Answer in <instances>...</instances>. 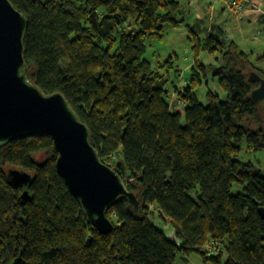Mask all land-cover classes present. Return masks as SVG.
I'll return each instance as SVG.
<instances>
[{"label": "trees", "instance_id": "16d2710c", "mask_svg": "<svg viewBox=\"0 0 264 264\" xmlns=\"http://www.w3.org/2000/svg\"><path fill=\"white\" fill-rule=\"evenodd\" d=\"M10 1L28 20L32 81L63 94L103 163L124 162L122 179L140 208L122 198L106 212L113 229L100 233L58 174L51 137L11 141L0 147V264H177L193 252L212 264H264V168L239 158L243 146L264 149V114L247 74L264 68L209 17L189 23L191 0ZM181 24L194 63L178 86L168 77L173 60L164 73L145 54L167 26ZM202 51L215 62L202 63ZM208 71L226 97L208 89L203 104L196 91ZM9 168L32 175L26 198Z\"/></svg>", "mask_w": 264, "mask_h": 264}, {"label": "water", "instance_id": "95a60500", "mask_svg": "<svg viewBox=\"0 0 264 264\" xmlns=\"http://www.w3.org/2000/svg\"><path fill=\"white\" fill-rule=\"evenodd\" d=\"M27 18L11 3L0 0V147L30 136L49 135L57 153L56 170L69 192L79 201L88 221L100 233L113 229L107 210L126 197L128 207L138 212V194L129 191L122 179L126 167L116 160L114 167L103 163L91 143V132L60 92L45 93L31 79L24 59ZM249 81L259 82L252 90L254 101L264 99V77L251 72ZM7 176L14 186H24L32 175L9 168ZM264 216V209L259 208ZM160 227V226H158ZM166 238L178 244L175 231L160 227Z\"/></svg>", "mask_w": 264, "mask_h": 264}, {"label": "rangeland", "instance_id": "374dc122", "mask_svg": "<svg viewBox=\"0 0 264 264\" xmlns=\"http://www.w3.org/2000/svg\"><path fill=\"white\" fill-rule=\"evenodd\" d=\"M191 11L190 15L187 17V21L192 23L196 18V13H199L202 16L209 15V20L214 15L221 16L222 8L224 6L223 2H214L213 0H191ZM259 3V2H258ZM260 4V3H259ZM261 5V4H260ZM262 8L264 9V0L262 1ZM224 13L225 18H229L227 23L228 33L230 38H233L239 45V47L248 52L255 61V64L264 68V59L259 61L257 58L264 52V23L254 20H246L245 17H250V14H238L234 11H230L228 8ZM221 11V12H220ZM228 11H230L233 16H228ZM240 17H242L240 19ZM188 31L184 24H181L177 27L167 26L163 37L159 40L151 41L148 44L146 49L145 57L155 66L162 64L164 65L160 70L161 72L166 73L168 71L169 62L173 60V68L168 76L170 81L173 80L175 85L180 84L184 85L186 78L190 74V68L194 63V55L191 50V43L188 39ZM199 60L202 63L209 64L215 62L211 55L207 54L205 51H202L199 54ZM168 61V62H167ZM177 69L180 77L175 76ZM251 72L257 73L261 77L264 75L259 72L257 69L252 68L247 70V74ZM254 89L259 86V82H253ZM210 89L213 92L217 93L222 99L226 97L225 92L219 85L216 78L211 74L210 71L207 73L206 81L197 88L196 96L197 99L203 103H207L206 92ZM260 106L261 113L264 114V99L258 101ZM239 158L245 162L253 163L256 168H264V149L258 151H248L245 146H243ZM240 189V186L234 185L233 191ZM153 221L164 228L165 230L169 229V224H164L159 218H153ZM177 264H212L211 262H204L202 257L193 252L188 255V261L183 262L180 258H177Z\"/></svg>", "mask_w": 264, "mask_h": 264}, {"label": "built area", "instance_id": "2783aa9c", "mask_svg": "<svg viewBox=\"0 0 264 264\" xmlns=\"http://www.w3.org/2000/svg\"><path fill=\"white\" fill-rule=\"evenodd\" d=\"M214 2H223L224 6L229 10L238 14H250L251 18L258 19L264 15V9L257 0H213ZM211 253L212 249H208Z\"/></svg>", "mask_w": 264, "mask_h": 264}, {"label": "crops", "instance_id": "0c3cea01", "mask_svg": "<svg viewBox=\"0 0 264 264\" xmlns=\"http://www.w3.org/2000/svg\"><path fill=\"white\" fill-rule=\"evenodd\" d=\"M260 4H261V6H262V1L263 0H257ZM226 8V7H225ZM222 11H226L225 9H224V6H223V8H222ZM231 11V10H230ZM230 11H228V16H233V15H230V14H232ZM221 12V11H220ZM221 13V16H217L216 17V15H214L213 16V18L211 17V21L210 22H212V23H216V24H219V25H221L222 26V28L224 29V31L226 32V34L228 33V29H227V23L230 21L229 20V18H225V13ZM197 15H196V18L197 19H201V18H206V17H209V15H205V16H202V15H200L199 13H196ZM195 18V19H196ZM210 18V17H209ZM242 17H240V19H241ZM245 19L246 20H254V21H259L258 19H252L251 17H245ZM242 20V19H241ZM194 21V20H193ZM192 21V22H193ZM228 37H230V35L228 36ZM172 89V87L170 88V93H169V98H170V102L172 103V104H175V107H176V109H181V107H180V105H179V103L177 102V100H176V95L173 93V90H171Z\"/></svg>", "mask_w": 264, "mask_h": 264}, {"label": "bare ground", "instance_id": "6f19581e", "mask_svg": "<svg viewBox=\"0 0 264 264\" xmlns=\"http://www.w3.org/2000/svg\"><path fill=\"white\" fill-rule=\"evenodd\" d=\"M112 160V159H111ZM114 161V160H113Z\"/></svg>", "mask_w": 264, "mask_h": 264}]
</instances>
